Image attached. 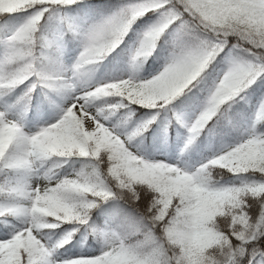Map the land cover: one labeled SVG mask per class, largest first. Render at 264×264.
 Wrapping results in <instances>:
<instances>
[{
	"label": "snow or ice",
	"instance_id": "1",
	"mask_svg": "<svg viewBox=\"0 0 264 264\" xmlns=\"http://www.w3.org/2000/svg\"><path fill=\"white\" fill-rule=\"evenodd\" d=\"M74 12L99 14L81 24ZM18 14L0 38V264H264V96L234 143L184 158L222 123L239 133L233 105L264 91V0H0V25ZM53 20L62 35L46 32ZM141 25L127 78L96 80ZM158 49L162 70L141 78ZM34 93L60 103L33 130L20 106ZM139 108L154 114L133 127ZM162 112L187 129L179 160L135 150Z\"/></svg>",
	"mask_w": 264,
	"mask_h": 264
},
{
	"label": "trees",
	"instance_id": "2",
	"mask_svg": "<svg viewBox=\"0 0 264 264\" xmlns=\"http://www.w3.org/2000/svg\"><path fill=\"white\" fill-rule=\"evenodd\" d=\"M87 2V0H86ZM107 3H111L112 5H119L122 0H106ZM110 12V9L104 10V13ZM99 13H86V12H74L71 13L77 23H84L85 21H90L93 16L98 15ZM24 19V14H18L15 17H9L4 22V25H0V38L4 36V32L8 30L13 22L16 20ZM6 25V26H5ZM137 29V28H136ZM129 34V38H127L119 48L116 49L109 57L99 66L94 73V77L96 80H103L107 77L117 74L123 65H126L128 73L132 71L130 60L127 58V51L129 43L133 40L135 36V32ZM66 31V24L61 23L59 20H53L49 22L46 32L50 36L62 35ZM2 45H0L1 49ZM62 47V55L65 57H69L76 54V58L79 52H76V47L79 46V42L74 38L71 33H68L67 36L61 41ZM159 55L153 56L148 59L145 63L140 65L137 69V75L141 78L147 75L150 71H153L157 65L161 62L162 57L165 52H161V50H157ZM0 53V55H2ZM75 58V59H76ZM255 87V86H254ZM249 93H252V89H249ZM261 93L258 91L256 93H252L248 96L247 99L241 100L239 103L233 105L232 112L230 113L235 120L240 122V131L239 133L233 132L231 126L226 123H222L218 126L213 135L209 136L207 132H205L197 141V144L193 147V149L189 152L184 153V158L190 162L193 157L201 156L205 152L213 151L218 144L226 141H236L239 138V135L243 134L246 130L247 123L249 120V116L251 114V110L253 107V102L257 98V96ZM20 95H23V89H18L16 93V97L18 98ZM183 99V98H182ZM55 101V102H53ZM60 103L59 98H53V100L48 99L42 93H34L28 108L25 110L24 106H20V111H24L25 121L27 125H34L37 122H50L55 118L57 114V109L55 104ZM177 105H180V101L176 102ZM189 107L188 105H182L180 107H176V112ZM154 113L151 110L139 108L137 110L136 117L133 118V121L130 122L131 126L135 127L136 125L148 120ZM186 136V129L181 124L175 121L170 112H162L158 116V119L155 123H153L148 130L143 134L141 138L136 142L137 147L144 148L148 151H162L164 153H172L176 151H180L184 149V144L182 148H178L181 141ZM79 167V165H77ZM69 171V169H66ZM253 212L258 214V209H252ZM103 216L100 217V220L97 223H101ZM88 240H93L94 237L88 236L85 234L81 236V244L80 246L87 243Z\"/></svg>",
	"mask_w": 264,
	"mask_h": 264
},
{
	"label": "rangeland",
	"instance_id": "3",
	"mask_svg": "<svg viewBox=\"0 0 264 264\" xmlns=\"http://www.w3.org/2000/svg\"><path fill=\"white\" fill-rule=\"evenodd\" d=\"M111 10L112 9H110V11ZM23 20L24 19L16 20L15 22H13L11 27L7 31L4 32V35L5 34L11 35L12 32H14L15 29L23 22ZM144 27H145L144 25H141L140 27H138L136 29L135 36H134L133 40L130 42L129 47H128V51H127V58L128 59H131V54H132L133 47L137 43L138 33L142 32ZM78 50L80 51V48ZM1 52H3V46L1 47L0 53ZM166 55H167V53L165 52V54L162 57L161 63L157 65L155 70L151 71L149 74L143 76L142 78L150 79V78L154 77L155 75H157L162 70V68H163V66L165 64ZM62 59H63V62L65 64H69L70 65V64H72L74 62V56H70V57H67V58L63 57ZM127 75H128L127 68H126L125 65H123L121 67L120 71L117 74L111 75V76L107 77L106 79L111 80V79H114V78H118L120 76H124L125 78H127ZM103 80H105V79H103ZM261 96H264V91H262L259 94V96L256 98L255 102L253 103V109H252V112H251V114L249 116V120H248L246 129L250 126L252 120L254 119L255 108L258 105ZM191 113H192V109H191V107H189V108H185V109L179 111L178 114L181 115L182 117H184L185 119H187V118L190 117ZM44 124H45L44 122H39V123H37L35 125H31V126L27 125V126L34 130L36 127L43 126ZM186 132H187V129H186ZM187 135H188V133H187ZM234 142L235 141L221 142L216 147V149L214 151L219 150L221 147L230 145V144H232ZM135 150L139 151L142 155L146 156L149 159H155V160H160V161H174V160L181 159V156H180L179 153H175V154L172 155V154H165L163 152H155V151L152 152V151H148V150L146 151V150H144V148L137 147V145H135ZM213 152L205 153V154H203V155H201L199 157H194L190 162H198L201 159L209 158L213 154ZM103 220H104V218H102L101 223H103ZM79 250L80 251H85V250H90V249L87 248V243H85L84 245L79 247Z\"/></svg>",
	"mask_w": 264,
	"mask_h": 264
}]
</instances>
